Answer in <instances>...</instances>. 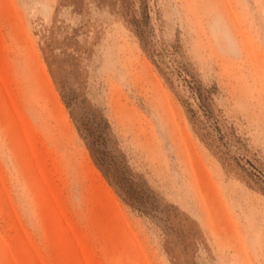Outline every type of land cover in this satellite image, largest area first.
Returning <instances> with one entry per match:
<instances>
[{
    "label": "rangeland",
    "instance_id": "374dc122",
    "mask_svg": "<svg viewBox=\"0 0 264 264\" xmlns=\"http://www.w3.org/2000/svg\"><path fill=\"white\" fill-rule=\"evenodd\" d=\"M0 264H264V0H0Z\"/></svg>",
    "mask_w": 264,
    "mask_h": 264
}]
</instances>
